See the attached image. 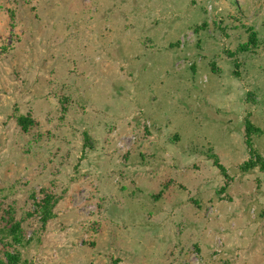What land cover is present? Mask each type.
<instances>
[{"label":"rangeland","instance_id":"1","mask_svg":"<svg viewBox=\"0 0 264 264\" xmlns=\"http://www.w3.org/2000/svg\"><path fill=\"white\" fill-rule=\"evenodd\" d=\"M251 152L264 159V0H0V216L23 235L0 234V256L264 264Z\"/></svg>","mask_w":264,"mask_h":264},{"label":"trees","instance_id":"2","mask_svg":"<svg viewBox=\"0 0 264 264\" xmlns=\"http://www.w3.org/2000/svg\"><path fill=\"white\" fill-rule=\"evenodd\" d=\"M252 45L255 44L256 38L255 33L252 32L249 40ZM241 50L248 49V45L241 44L240 47ZM18 125L23 131H27L30 124H32V120L29 117V115H22L16 118ZM246 134L251 132L255 129V127L249 122H246L245 125ZM256 130V129H255ZM246 143H249L248 139L246 138ZM252 154L239 165L240 170L246 171L248 169H251L255 166H258L260 170L264 171V159L260 157L257 154H254V152H251ZM215 164L218 165L219 168L224 170L223 166L218 163L217 159H214ZM56 204V198L52 194L45 193L43 197L35 203L36 211L40 213V218L42 220V223L46 222L50 216L53 214V208ZM13 209L11 206H8L4 209V213L2 216H0V234L4 237H9V240L11 244H17L21 243L23 239L22 235V227H21V221L19 219H16L14 217V214L12 213ZM20 261V255L13 251H5L4 257L0 256V264H18Z\"/></svg>","mask_w":264,"mask_h":264}]
</instances>
